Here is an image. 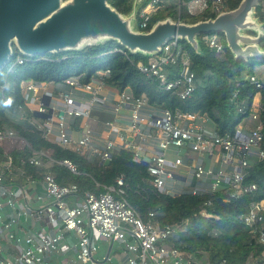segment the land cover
<instances>
[{
    "label": "built area",
    "instance_id": "1",
    "mask_svg": "<svg viewBox=\"0 0 264 264\" xmlns=\"http://www.w3.org/2000/svg\"><path fill=\"white\" fill-rule=\"evenodd\" d=\"M172 2L185 6L191 15L202 14L210 6L216 15L225 11V0H148L138 13L141 30L148 28L152 15ZM204 39L216 53H224L219 34ZM23 62L22 58L16 61ZM180 62L179 71L170 69ZM191 64L184 46L173 40L160 55L139 64L138 70L157 80L165 92L187 100L196 89ZM109 76L110 71H100L87 83L81 76H72L63 88L54 90L47 83L25 82L27 106L43 120L25 115L17 120L35 124L47 140L92 163L110 161L115 151L132 152L137 161L148 165L152 186L161 194H213L224 183L235 190L233 196L258 190L255 183L243 184L245 171L264 160V121L258 114L252 115L253 125L218 137L207 131V119L198 114L154 108L129 91L117 92L115 97L106 94ZM249 79L262 86L257 76ZM0 91L4 93L3 88ZM99 109L114 114L103 132L92 125L93 112ZM124 109L130 110L129 116L121 114ZM188 150L199 155L186 165L181 153ZM14 151L30 155L17 163ZM207 160L218 168L208 166ZM55 163L48 152L36 151L13 129L0 128V264H210L170 244L181 225L160 226L155 213L147 219L139 217L124 197L123 177L105 193L82 195L76 184L57 182L50 170ZM60 164L78 173L72 160ZM26 165L46 172L35 177L25 170ZM263 212L264 201L252 203L243 219L264 245Z\"/></svg>",
    "mask_w": 264,
    "mask_h": 264
},
{
    "label": "trees",
    "instance_id": "2",
    "mask_svg": "<svg viewBox=\"0 0 264 264\" xmlns=\"http://www.w3.org/2000/svg\"><path fill=\"white\" fill-rule=\"evenodd\" d=\"M241 1L225 0L224 10H235ZM133 2L109 0L125 15L131 12ZM209 3L211 5V1ZM216 16L211 6L202 14L191 15L185 6L172 2L166 9L152 15L145 31L157 21L169 17L185 23H197ZM257 16L264 22V2L257 8ZM219 36L224 43L223 54L208 47L205 35L199 37L202 56L197 55L187 42L180 41L196 77V89L187 100L165 92L157 80L141 74L138 65L147 63L149 59L130 54L116 42L89 46L80 52L43 57H25L15 50L13 69L10 71L8 65L0 72V88L4 91L3 94L0 91V128L13 129L36 151L48 152L56 162L50 170L57 182L60 185L76 184L79 194L105 193L117 185L119 177H123L124 197L139 217L147 219L155 213V222L160 226L181 225L180 231L170 239V244L182 251L210 264H264V245L243 219L250 212L252 203L264 201V160L253 163L245 171L243 184H257L255 193L233 196L235 190L224 183L213 194L170 196L153 188L148 165L137 161L130 151H115L110 161L92 163L86 156L47 140L35 124L17 120L19 115L34 121L43 120L28 108L23 83L63 84L72 76H81L82 81L87 83L100 71L108 70L110 76L105 84L115 91H129L135 98H145L154 108L198 114L207 119L212 129L209 133L218 137L233 135L238 128L253 125L251 118L254 114L264 121V81L258 87L249 79L257 74L259 68H264V57H254L250 61L235 60L225 36ZM261 46L264 48V40ZM19 58L24 60L22 64L16 63ZM180 68L181 62L170 67L174 71ZM12 155L18 163L19 158L28 157L30 152L14 151ZM66 159L77 165L78 173H72L60 164ZM25 170L35 177H42L46 172V169L30 165H26ZM261 225L264 227V219Z\"/></svg>",
    "mask_w": 264,
    "mask_h": 264
},
{
    "label": "water",
    "instance_id": "3",
    "mask_svg": "<svg viewBox=\"0 0 264 264\" xmlns=\"http://www.w3.org/2000/svg\"><path fill=\"white\" fill-rule=\"evenodd\" d=\"M147 2L134 0L125 15L109 0H0V72L12 63L15 50L25 57H43L112 42L151 59L179 40L202 56L199 37L209 34L224 35L235 60L264 57V22L257 16L264 0H242L235 10L197 23L165 18L144 31L138 13Z\"/></svg>",
    "mask_w": 264,
    "mask_h": 264
},
{
    "label": "crops",
    "instance_id": "4",
    "mask_svg": "<svg viewBox=\"0 0 264 264\" xmlns=\"http://www.w3.org/2000/svg\"><path fill=\"white\" fill-rule=\"evenodd\" d=\"M54 88H63L62 84H54L53 85ZM106 94L112 95V97H115V94L117 93V91H115L114 89L108 87L105 91ZM113 103V101H112ZM257 105V104H256ZM112 106V105H111ZM104 110H108V109H99L93 112L92 115V125L93 127L98 130L99 132H103L105 131V123L109 120H112V118H114V114L111 113L109 110L108 111H104ZM130 110L128 109H124L121 111V114L125 117V116H129ZM105 116H107L108 118H106ZM251 126V125H249ZM206 129L208 132H210L212 129L210 128V125L208 123H206ZM175 153H177L178 151L174 150ZM189 152H182L181 154L183 155L184 161L186 163V165L191 164L193 162L194 159H191L187 156ZM175 155L173 154L172 157H174ZM208 162V166H214L215 168H218V165H215L213 160H207ZM187 167L182 168V170L180 171L181 173L185 174L187 171Z\"/></svg>",
    "mask_w": 264,
    "mask_h": 264
},
{
    "label": "rangeland",
    "instance_id": "5",
    "mask_svg": "<svg viewBox=\"0 0 264 264\" xmlns=\"http://www.w3.org/2000/svg\"><path fill=\"white\" fill-rule=\"evenodd\" d=\"M205 40V39H204ZM255 76H257L258 77V79H260L261 81H264V68H259L258 69V72H257V74L255 75ZM54 84H52V83H49L48 84V86H49V90H54L55 88H54V86H53ZM56 98H58V96L56 95ZM256 106H258L260 103H259V99L257 98L256 99ZM106 118H108L107 116H105ZM188 154H187V156L189 157V158H191V159H196L197 157H198V153H196V152H193V151H191V150H188Z\"/></svg>",
    "mask_w": 264,
    "mask_h": 264
}]
</instances>
